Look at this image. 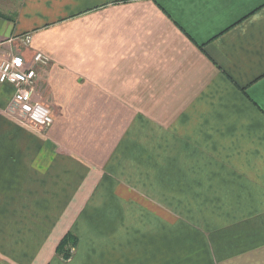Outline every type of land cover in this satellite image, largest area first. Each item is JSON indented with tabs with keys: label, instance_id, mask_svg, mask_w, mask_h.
<instances>
[{
	"label": "crops",
	"instance_id": "obj_1",
	"mask_svg": "<svg viewBox=\"0 0 264 264\" xmlns=\"http://www.w3.org/2000/svg\"><path fill=\"white\" fill-rule=\"evenodd\" d=\"M35 52L53 123L0 84V264H144L162 207L264 264V0H0V56Z\"/></svg>",
	"mask_w": 264,
	"mask_h": 264
},
{
	"label": "built area",
	"instance_id": "obj_2",
	"mask_svg": "<svg viewBox=\"0 0 264 264\" xmlns=\"http://www.w3.org/2000/svg\"><path fill=\"white\" fill-rule=\"evenodd\" d=\"M29 40L28 34L20 38L23 45ZM47 63V57L41 52L33 53L30 60L19 53L0 56V84H10L14 90L9 110L24 124L37 130H46L53 123L51 110L38 97L37 69Z\"/></svg>",
	"mask_w": 264,
	"mask_h": 264
},
{
	"label": "rangeland",
	"instance_id": "obj_3",
	"mask_svg": "<svg viewBox=\"0 0 264 264\" xmlns=\"http://www.w3.org/2000/svg\"><path fill=\"white\" fill-rule=\"evenodd\" d=\"M162 212L160 254L145 255L144 264H152L153 260L155 264H215L207 230L203 231L199 223L185 222L181 208L162 207Z\"/></svg>",
	"mask_w": 264,
	"mask_h": 264
},
{
	"label": "trees",
	"instance_id": "obj_4",
	"mask_svg": "<svg viewBox=\"0 0 264 264\" xmlns=\"http://www.w3.org/2000/svg\"><path fill=\"white\" fill-rule=\"evenodd\" d=\"M69 244H74V237L71 236V235H67L65 236L61 242L59 243L58 247H57V252L58 254H62L63 257H67V254H66V247L69 245Z\"/></svg>",
	"mask_w": 264,
	"mask_h": 264
}]
</instances>
